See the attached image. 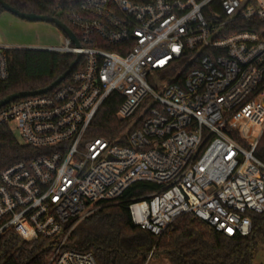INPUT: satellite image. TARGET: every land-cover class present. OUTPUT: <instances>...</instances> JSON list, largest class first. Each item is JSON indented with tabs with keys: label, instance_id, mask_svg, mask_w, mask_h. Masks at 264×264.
I'll use <instances>...</instances> for the list:
<instances>
[{
	"label": "built area",
	"instance_id": "built-area-1",
	"mask_svg": "<svg viewBox=\"0 0 264 264\" xmlns=\"http://www.w3.org/2000/svg\"><path fill=\"white\" fill-rule=\"evenodd\" d=\"M65 18L80 45L65 34L46 49L80 54L73 71L47 93L0 107V124L14 123L37 150L0 170V253L13 232L20 244L49 240L47 264H98L93 252L69 247L75 225L137 182L160 187L128 205L132 222L154 235L184 214L228 237L249 235L251 214L264 213L255 154L264 133V3L78 0ZM13 48L22 47L0 43V80ZM113 93L123 97L116 117L126 128L114 141L87 138Z\"/></svg>",
	"mask_w": 264,
	"mask_h": 264
},
{
	"label": "trees",
	"instance_id": "trees-1",
	"mask_svg": "<svg viewBox=\"0 0 264 264\" xmlns=\"http://www.w3.org/2000/svg\"><path fill=\"white\" fill-rule=\"evenodd\" d=\"M16 9L50 15L66 23V10L78 0H5ZM5 9L0 5V12ZM9 77L0 80V100L20 92L44 88L60 76L74 55L37 48H13L6 52ZM79 67V66H78ZM77 67V68H78ZM76 68V69H77ZM123 101L120 94H111L99 108L87 132V138L104 136L114 141L126 128L127 121L119 120L116 112ZM230 135L246 145L239 133ZM37 150L21 143L9 124H0V170L20 160L34 157ZM264 162V133L255 150ZM151 182H137L124 194L100 203V208L80 222L69 239V247L91 251L98 264H146L149 256L165 255L174 264H253L264 246V213L251 214L252 230L247 236L228 237L207 223L190 215L179 217L170 229L157 236L134 224L128 205L133 199L159 190ZM52 243L40 239L23 242L13 232L3 237L0 264H47Z\"/></svg>",
	"mask_w": 264,
	"mask_h": 264
},
{
	"label": "rangeland",
	"instance_id": "rangeland-1",
	"mask_svg": "<svg viewBox=\"0 0 264 264\" xmlns=\"http://www.w3.org/2000/svg\"><path fill=\"white\" fill-rule=\"evenodd\" d=\"M260 2L264 3V0H260ZM4 12L5 13H3L4 15L2 16V19L0 18V34L10 43L23 46L40 45V48L56 47L65 43V34L57 25L54 24V22L52 23L44 20L29 21L7 10ZM4 16L7 17L4 18ZM66 24H68L67 21ZM151 84L155 87L154 82H151ZM149 106H151L150 102H148L144 108L140 110L138 116L132 119L130 126L137 122ZM10 125L15 127L14 123H11ZM16 136L19 138L18 134H16ZM82 220L80 219L75 226L82 222ZM146 264L174 263L169 257L161 255L152 257ZM253 264H264V246L260 247Z\"/></svg>",
	"mask_w": 264,
	"mask_h": 264
},
{
	"label": "water",
	"instance_id": "water-1",
	"mask_svg": "<svg viewBox=\"0 0 264 264\" xmlns=\"http://www.w3.org/2000/svg\"><path fill=\"white\" fill-rule=\"evenodd\" d=\"M0 5L7 11L20 16L23 19H27L29 21H40V20H44V21H49V22H54L55 25H57L64 34H66L67 36H69L73 42L76 45H80L76 35L74 34V32L72 31V29H70V27L63 21H61L59 18L54 17V16H50V15H41V14H36V13H27V12H22L18 9H16L15 7L11 6L9 3H7L5 0H0ZM37 49H46V48H37ZM81 58V55L78 54L76 56V58L70 63V66L67 68V70H65L60 76H58L54 81H52L49 86H46L44 88H40V89H36V90H29V91H20V92H16V93H12L6 97H4L3 99L0 100V107L4 106L5 104L12 102L16 99L22 98V97H26V96H32V95H38V94H43V93H47L48 91H51L53 88H55L56 86H58L75 68V66L77 65V63L79 62Z\"/></svg>",
	"mask_w": 264,
	"mask_h": 264
},
{
	"label": "crops",
	"instance_id": "crops-1",
	"mask_svg": "<svg viewBox=\"0 0 264 264\" xmlns=\"http://www.w3.org/2000/svg\"><path fill=\"white\" fill-rule=\"evenodd\" d=\"M3 13H5L4 11L0 12V18L2 19V16L4 15ZM7 16H4V18H6ZM0 43H6V44H10L12 46H18V47H22V48H40V45H30V46H23V45H17L15 43H10L9 41L5 40L2 35L0 34ZM46 48V47H43Z\"/></svg>",
	"mask_w": 264,
	"mask_h": 264
},
{
	"label": "snow or ice",
	"instance_id": "snow-or-ice-1",
	"mask_svg": "<svg viewBox=\"0 0 264 264\" xmlns=\"http://www.w3.org/2000/svg\"><path fill=\"white\" fill-rule=\"evenodd\" d=\"M229 231H231V229H229Z\"/></svg>",
	"mask_w": 264,
	"mask_h": 264
}]
</instances>
